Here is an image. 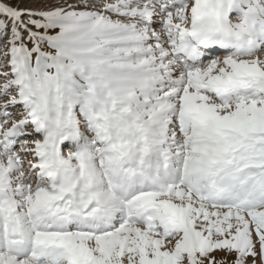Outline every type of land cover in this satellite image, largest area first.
<instances>
[{
  "label": "snow or ice",
  "instance_id": "snow-or-ice-1",
  "mask_svg": "<svg viewBox=\"0 0 264 264\" xmlns=\"http://www.w3.org/2000/svg\"><path fill=\"white\" fill-rule=\"evenodd\" d=\"M0 264H264V0H0Z\"/></svg>",
  "mask_w": 264,
  "mask_h": 264
}]
</instances>
